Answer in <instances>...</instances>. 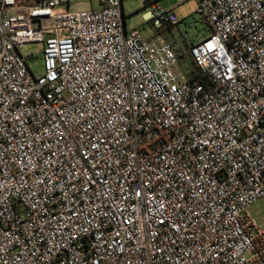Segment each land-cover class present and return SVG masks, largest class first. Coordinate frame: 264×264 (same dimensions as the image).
<instances>
[{
    "label": "built area",
    "instance_id": "obj_1",
    "mask_svg": "<svg viewBox=\"0 0 264 264\" xmlns=\"http://www.w3.org/2000/svg\"><path fill=\"white\" fill-rule=\"evenodd\" d=\"M197 2L191 78L158 1L145 39L123 0H0V264H264V0Z\"/></svg>",
    "mask_w": 264,
    "mask_h": 264
},
{
    "label": "rangeland",
    "instance_id": "obj_2",
    "mask_svg": "<svg viewBox=\"0 0 264 264\" xmlns=\"http://www.w3.org/2000/svg\"><path fill=\"white\" fill-rule=\"evenodd\" d=\"M71 2L72 6L79 10L99 8L98 0H71ZM158 2L163 8L172 10L177 18V24L171 29L163 28L158 31V35L166 42L184 49L186 45L202 41L210 34L209 27L203 23L197 13V0H158ZM123 11L128 30H140L145 39L154 37L157 30L153 27L152 22L145 19L149 8L145 7L144 0H123ZM22 53L36 55L35 59L29 63L32 71L38 75L43 69L42 45L39 43L26 44ZM176 54L181 69L186 72L189 69V64L181 59L186 53L180 54L177 51ZM248 211L259 225L264 226V199L259 200Z\"/></svg>",
    "mask_w": 264,
    "mask_h": 264
},
{
    "label": "trees",
    "instance_id": "obj_3",
    "mask_svg": "<svg viewBox=\"0 0 264 264\" xmlns=\"http://www.w3.org/2000/svg\"><path fill=\"white\" fill-rule=\"evenodd\" d=\"M155 1H158V0H144L145 2V6L151 2H155ZM172 27L168 28V29H171ZM181 59L186 63L189 64V69L186 71L187 74L189 75V77L191 78H195L199 75V69L195 63V61L191 58V56L186 53L185 56H182Z\"/></svg>",
    "mask_w": 264,
    "mask_h": 264
},
{
    "label": "crops",
    "instance_id": "obj_4",
    "mask_svg": "<svg viewBox=\"0 0 264 264\" xmlns=\"http://www.w3.org/2000/svg\"><path fill=\"white\" fill-rule=\"evenodd\" d=\"M148 17H147V15H146V18L145 19H147ZM197 42H199V41H197ZM197 42H192L191 44H193V43H197ZM168 43V42H167ZM170 44V43H169ZM172 47H173V49L175 50V52H179L180 54H182V53H188V47H189V45H186L185 47H184V49H182L181 47H177V46H174V45H172V44H170ZM185 48H187L186 50H185ZM178 56V55H177Z\"/></svg>",
    "mask_w": 264,
    "mask_h": 264
}]
</instances>
